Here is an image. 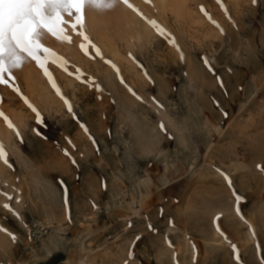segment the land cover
I'll return each mask as SVG.
<instances>
[{"label": "rangeland", "instance_id": "obj_1", "mask_svg": "<svg viewBox=\"0 0 264 264\" xmlns=\"http://www.w3.org/2000/svg\"><path fill=\"white\" fill-rule=\"evenodd\" d=\"M132 2L163 34L86 8L0 85V264H264V0Z\"/></svg>", "mask_w": 264, "mask_h": 264}, {"label": "snow or ice", "instance_id": "obj_2", "mask_svg": "<svg viewBox=\"0 0 264 264\" xmlns=\"http://www.w3.org/2000/svg\"><path fill=\"white\" fill-rule=\"evenodd\" d=\"M256 2L257 0H253V4ZM119 3L138 12L129 3V0H0V85H9V81L14 80L13 72L22 70L23 65L28 61H35L38 66L44 68L49 59H52V62L60 60L55 53L44 46L43 41L48 35H51L68 42L69 37L65 34L64 25L71 21L70 26L74 30L78 27L83 28L86 8L105 12L113 9ZM149 22L163 34L164 30L155 21ZM78 35L82 36L85 41L89 39L83 31L78 32ZM81 47L84 48V45ZM96 54L100 55L99 49H96ZM113 67L115 68L114 65ZM116 71L119 72L118 69ZM45 74L47 75V69H45ZM13 90L19 92V88L16 86H13ZM57 93L59 94V89H57ZM25 102L27 103V101ZM65 104L68 111L71 112L72 108L67 100H65ZM29 107L32 106L29 105ZM32 110L36 112L35 108ZM0 116H3L9 128L14 127L2 112H0ZM36 117L37 123L42 124L43 120L39 112H36ZM161 128L163 129L162 123ZM34 131L38 136L41 135L39 130ZM16 134L19 136L18 131ZM0 161L8 164V155L2 143H0ZM72 163L75 164V160ZM0 194H3L9 201L13 199L8 193L0 192ZM234 198L237 203L242 199L238 194H234ZM3 207L20 219L19 214L15 213L10 203H5ZM237 212L240 213L239 208H237ZM0 231L10 235L13 241L17 239L14 233L3 226H0ZM136 239L139 237L137 236ZM129 256H134V251H130Z\"/></svg>", "mask_w": 264, "mask_h": 264}, {"label": "bare ground", "instance_id": "obj_3", "mask_svg": "<svg viewBox=\"0 0 264 264\" xmlns=\"http://www.w3.org/2000/svg\"><path fill=\"white\" fill-rule=\"evenodd\" d=\"M141 3L140 5H146L147 7H154V9H161L164 13L165 11L171 7L172 11L174 13H182L183 10L186 9L187 4L185 2V0H134V3ZM129 3L133 5L132 0H129ZM133 7L135 9L138 10V8L135 7V4L133 5ZM148 10V14H150V10L149 7L147 8ZM89 10V9H88ZM89 24L91 25L90 27L96 28L97 31L101 30L100 33V37L103 38L104 40H107L109 38V34L106 32H104V30H111L110 25L108 24V19L113 15L117 18V21L122 23L119 26V30H120V35L122 36L121 38H127L128 35L132 38L135 36L134 32H127L126 30V25L124 26L123 22H134L135 23V28L138 29V31H141L143 34H149L152 32V27H150L151 25L148 23L149 20L147 21L145 18L141 19L139 18V12L137 11H133L132 8H129L127 5L123 4V3H119L117 4L113 9L105 11V12H97V11H92L89 10ZM154 16V15H153ZM149 19V18H148ZM67 25H64V28L66 29ZM68 27V26H67ZM151 30V32H150ZM65 32L67 33V30H65ZM130 33V34H127ZM33 67L31 66V68L29 67L27 70V77L28 79H34V83L35 85H37L38 87V92L41 94L42 97H48L50 93H48V89L45 88V85H43L44 83L41 82L42 79H44V77L42 78H38L40 77V73L39 72H33ZM34 73H38V77L34 76ZM42 74V73H41ZM43 75V74H42ZM31 76V77H30ZM50 245L52 246H56V240L55 239H51L50 241ZM45 249L50 250L51 246L49 245H44Z\"/></svg>", "mask_w": 264, "mask_h": 264}, {"label": "trees", "instance_id": "obj_4", "mask_svg": "<svg viewBox=\"0 0 264 264\" xmlns=\"http://www.w3.org/2000/svg\"><path fill=\"white\" fill-rule=\"evenodd\" d=\"M57 258H59V257H57ZM52 260H53V258H52Z\"/></svg>", "mask_w": 264, "mask_h": 264}]
</instances>
